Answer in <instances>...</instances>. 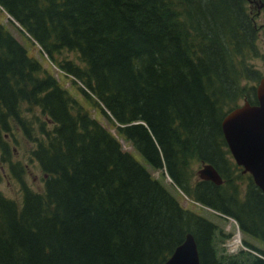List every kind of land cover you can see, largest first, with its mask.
Here are the masks:
<instances>
[{"label": "trees", "instance_id": "trees-1", "mask_svg": "<svg viewBox=\"0 0 264 264\" xmlns=\"http://www.w3.org/2000/svg\"><path fill=\"white\" fill-rule=\"evenodd\" d=\"M247 3L0 0L7 23L115 134L0 24V179L5 168L20 195L16 203L0 192V264H163L188 233L199 264H264L247 241L235 254L218 247L229 234L216 241V226L182 208L117 140L191 204L264 245V195L240 175L220 129L239 103L255 104L262 77L252 67L259 33ZM16 133L32 145L41 192L24 185L11 159ZM200 164L222 183L194 179Z\"/></svg>", "mask_w": 264, "mask_h": 264}, {"label": "rangeland", "instance_id": "rangeland-1", "mask_svg": "<svg viewBox=\"0 0 264 264\" xmlns=\"http://www.w3.org/2000/svg\"><path fill=\"white\" fill-rule=\"evenodd\" d=\"M249 3V4H248ZM247 10L249 15L251 16L255 26L258 28V47L260 50L259 57L254 60L253 62V68L257 69L259 73L264 75V36H262L263 29L260 27L264 23V14L258 11L261 7L259 0H248ZM7 16L0 10V24L3 25L10 34L27 50V54L30 57H33L37 60H39L42 64V66L47 69L54 77L58 79L59 85L64 88L73 98H75L80 105L84 108V110L87 112L89 116L94 118L97 122H99L105 129L109 130L110 134H114L113 129L109 128L108 122L105 120V118L101 115L98 108H95V106L91 105L88 100H86L84 97L81 96V94L75 89L74 86L69 84L68 78H64L63 75H61L51 64H49L45 59H41V55L39 53L38 47L27 38L23 33H20L17 28L14 26H11L7 23ZM22 35V36H21ZM24 37V38H23ZM66 58H73L71 54H67ZM60 76V77H57ZM62 76V77H61ZM244 86H249V83H244ZM255 86V85H254ZM241 105V103H239ZM238 105V106H239ZM117 138V137H116ZM16 139L18 144H11L12 149V156L11 159L14 162L20 163V165L23 167V173L21 174V179L26 187H28L30 190L34 192H41L43 188L42 183V174L36 165L35 162L31 161L29 159L28 151L31 150L32 145L29 143H26L20 133H16ZM118 142L120 143L121 149L124 152H127L130 154L131 157L134 158L135 161H137L145 170L150 172L151 176L158 179L160 183L165 187V189L169 192L170 195H172L174 198H176L178 204L184 208L191 210L200 216H202L207 221L211 222L216 226L215 236H217L215 239L216 241L219 240L220 233L227 235L229 234L228 238L223 239L222 242L218 245V247L224 246L225 247V241L229 240L233 235H235V227L231 220L223 219L220 217L215 216L212 212L206 209H201L199 206L195 204H191L187 198L182 196L177 190L172 188V186L169 184L168 179L164 176V178L158 177L157 173H151V169L149 165L145 162L141 156L135 152L130 144L122 141L121 139L117 138ZM200 165H193V174L194 179L196 178L195 172L199 168ZM240 175H246L241 174ZM0 192L1 194L8 199H11L15 201L16 203H19L20 195H19V186L17 182L14 180V178L11 177V175L8 173V171L3 168L1 170V179H0ZM240 239L247 241L257 249H260L264 251V245L260 243L259 241L255 239H251L249 236L244 235L243 233H240Z\"/></svg>", "mask_w": 264, "mask_h": 264}, {"label": "water", "instance_id": "water-1", "mask_svg": "<svg viewBox=\"0 0 264 264\" xmlns=\"http://www.w3.org/2000/svg\"><path fill=\"white\" fill-rule=\"evenodd\" d=\"M254 97L255 104L243 102L230 110L222 118L220 129L233 163L264 195V75L254 86ZM195 176L215 186L222 183L218 173L208 164H201ZM163 264H199L191 234L185 235Z\"/></svg>", "mask_w": 264, "mask_h": 264}, {"label": "built area", "instance_id": "built-area-1", "mask_svg": "<svg viewBox=\"0 0 264 264\" xmlns=\"http://www.w3.org/2000/svg\"><path fill=\"white\" fill-rule=\"evenodd\" d=\"M225 249L228 254L235 253L238 250L243 249L237 233L225 243Z\"/></svg>", "mask_w": 264, "mask_h": 264}, {"label": "bare ground", "instance_id": "bare-ground-1", "mask_svg": "<svg viewBox=\"0 0 264 264\" xmlns=\"http://www.w3.org/2000/svg\"><path fill=\"white\" fill-rule=\"evenodd\" d=\"M263 76V75H262Z\"/></svg>", "mask_w": 264, "mask_h": 264}, {"label": "flooded vegetation", "instance_id": "flooded-vegetation-1", "mask_svg": "<svg viewBox=\"0 0 264 264\" xmlns=\"http://www.w3.org/2000/svg\"><path fill=\"white\" fill-rule=\"evenodd\" d=\"M201 165V164H200Z\"/></svg>", "mask_w": 264, "mask_h": 264}]
</instances>
